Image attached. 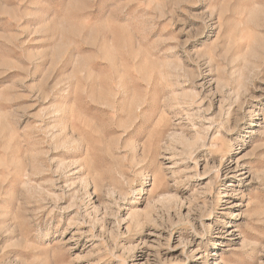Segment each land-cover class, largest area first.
<instances>
[{"label": "rangeland", "instance_id": "obj_1", "mask_svg": "<svg viewBox=\"0 0 264 264\" xmlns=\"http://www.w3.org/2000/svg\"><path fill=\"white\" fill-rule=\"evenodd\" d=\"M0 264H264V0H0Z\"/></svg>", "mask_w": 264, "mask_h": 264}, {"label": "bare ground", "instance_id": "obj_2", "mask_svg": "<svg viewBox=\"0 0 264 264\" xmlns=\"http://www.w3.org/2000/svg\"><path fill=\"white\" fill-rule=\"evenodd\" d=\"M241 175H245V173L243 172Z\"/></svg>", "mask_w": 264, "mask_h": 264}]
</instances>
